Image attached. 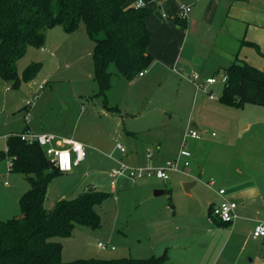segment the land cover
<instances>
[{"label": "rangeland", "instance_id": "374dc122", "mask_svg": "<svg viewBox=\"0 0 264 264\" xmlns=\"http://www.w3.org/2000/svg\"><path fill=\"white\" fill-rule=\"evenodd\" d=\"M177 2L179 6L193 3L192 0ZM178 3L174 4L178 6ZM165 9H171V6ZM191 11L193 6L189 16ZM214 36L213 31L206 34L210 41ZM192 44H188L186 53H191ZM94 48L95 42L84 28L75 33L66 32L62 26L48 29L44 45L29 47L17 63L20 86L14 87L13 82L0 77V136L15 130L23 132L30 126L31 132H49L62 139L74 133L84 136L87 141L86 161L79 170L60 173L50 182L45 207L52 210L59 200L76 198L89 184L90 188L95 186L96 190L109 196L94 207L100 216V226L76 224L70 236L56 239L63 246V261L150 258L152 255L146 246L148 232L154 230V216L144 193L137 187L141 182L156 180H147L150 177L146 176L132 184L126 177L113 178L112 171L119 168L113 158L122 155L117 145L128 152L137 148L143 154L148 147L154 152L160 142L162 150L169 149L173 154L182 145L183 134L196 129L192 123H197L199 139H190L188 146L193 155L192 176L170 172V179L160 182L170 193L156 196L153 190L150 198L158 204L165 203L166 209L159 206L160 213L156 212L155 216L162 226L160 231L165 227L166 221L162 218L168 216L166 211L170 204L179 213L181 225L186 224L190 229L199 224L204 230L210 229L209 218L207 224L198 215L207 213L206 200L213 193L206 183L216 182V189L222 184L227 187L228 180L237 185L244 179L240 169L244 171L247 166L254 165L258 172L259 159L246 151V147L264 146V107L246 105L239 108L221 103L223 75L217 69L210 71L209 63L200 72L194 61L183 67L180 64L186 61L182 59L176 72L172 67L159 64V77L149 76L150 84H135V80L128 82L114 75L108 98L120 111L110 112L111 118L106 117L103 99L96 96ZM199 61L202 62V58ZM33 64H41L42 68L34 80L27 81L23 73ZM110 70L116 72L113 66ZM194 74L201 76L200 83L214 74L217 84L206 89L212 90L214 100L209 98L208 92L197 89L191 78ZM6 87L11 89L7 91ZM34 93L38 95L34 106L38 104V107L34 110L33 106L27 111L26 100ZM243 123H251L252 130L243 131ZM7 147V142L0 140V150L6 153ZM125 161L120 163L129 165ZM0 170H4L0 174V220L8 221L21 216L20 198L29 189V184L23 175L10 172L7 158H0ZM86 172L88 177L84 176ZM5 182L10 186L6 187ZM190 182H196L198 186L187 191L184 184ZM160 236L159 232L154 237L158 240ZM99 243L107 248H100Z\"/></svg>", "mask_w": 264, "mask_h": 264}, {"label": "trees", "instance_id": "16d2710c", "mask_svg": "<svg viewBox=\"0 0 264 264\" xmlns=\"http://www.w3.org/2000/svg\"><path fill=\"white\" fill-rule=\"evenodd\" d=\"M128 2L0 0V77L19 87L21 78L17 63L29 47L44 45L48 29L62 26L66 32L75 33L84 28L95 42L96 96L103 99V107L108 112H119L117 107L110 105L108 98L113 76L133 82L154 63V57L149 53L152 32L148 18L151 10L145 6L137 8L138 2L135 5ZM187 19L181 18L178 12L173 21L186 28ZM111 66L116 72L110 70ZM41 68V64L29 66L23 78L34 80ZM221 74L224 77L221 103L239 108L246 105L264 107V69L236 60ZM7 146V153H0V157L12 158L11 171L23 175L29 189L20 198L21 216L8 221L0 220V264H168L166 252L144 259L63 261V246L56 239L70 236L76 224L94 228L100 226V216L94 207L109 194L94 189L72 200H61L52 210H47L45 202L50 182L62 172L51 164L38 144H28L12 136Z\"/></svg>", "mask_w": 264, "mask_h": 264}, {"label": "crops", "instance_id": "0c3cea01", "mask_svg": "<svg viewBox=\"0 0 264 264\" xmlns=\"http://www.w3.org/2000/svg\"><path fill=\"white\" fill-rule=\"evenodd\" d=\"M138 1L139 0H129L128 4L135 5ZM143 1L145 2V7L151 10V14L148 18V26L152 32V42L149 53L154 57V63L143 76L139 75L135 79V84H150L151 80L148 78L149 76L153 75L154 79L159 77V64L172 67L171 69L175 71L179 66L178 63H180L182 59L185 60L186 63H181L180 65L187 67L188 64H192L194 61L199 67V72L205 67H208L209 63L208 69L210 71H215L217 69L221 73L236 60L244 61L257 68L264 69V0H192L193 3L189 4L193 6V11H191L192 14L187 19L186 28L177 25L173 21V18L176 17L179 12V3L177 0ZM174 3H178V6ZM168 5L171 6V9H165ZM209 31L215 33V36L212 37V41L206 38V34ZM191 42H193L191 45L192 51L188 54L186 53V48ZM244 43L250 44L247 45ZM252 44L256 46H252ZM184 56H186V58H184ZM200 58H202L203 63L199 61ZM211 77H214V74L209 78ZM37 105L34 106V110L38 107ZM110 105L117 107L111 103ZM118 110L120 111L119 108ZM103 113L104 116L111 118L109 115L110 112L106 109ZM192 125L196 128L195 130L199 129L197 123H192ZM252 128L253 126L251 123H243V131L246 132L252 130ZM29 131H33L30 129V126H27V128L23 130V132ZM13 133L22 132L16 130L11 131L10 133L0 136V140L5 141L3 137ZM65 138L75 140L86 146L87 141L82 135L73 133V136L69 135L65 136ZM157 144L158 145L154 148V152L148 147L143 154L137 148L130 149V152L126 151L122 153L116 147L122 155L113 158V161L119 165L120 162L126 160L125 162L132 167H159L164 165L168 160L178 157L181 146L172 154L171 151L169 153V149L165 151L162 150L160 142ZM246 151H249L256 159H259L260 164L258 166V172H255L254 165L250 167L247 166L244 171L241 169L239 170V173L242 174L244 178L239 184L236 185L231 180H228L225 183L227 187L223 186V184L218 186V189L226 190L227 198L237 203V219L227 226L221 225L211 217V208L222 200L217 193L218 189L215 188L217 183H215L212 189L213 193H211L209 199L206 200L207 203L205 205H209L207 213L205 211L204 213L198 214L199 218L205 220L207 224L209 218V223L211 225L210 229L204 230V226L199 224L190 229H188L186 224L181 225L179 223V213L172 204L173 206L170 205L171 209L167 207L168 211L166 212L168 216L162 218L163 222L166 221V223L163 224L165 227H163L164 229L162 231H160L162 226L159 225L160 222H158L155 216H157L156 212L158 214L160 213L159 206H163L164 209H166L164 206L165 203L158 204L155 199H152V197L150 198V196H152L150 191L166 190L160 184L161 180L156 177L147 179H155L156 181L141 182L139 184L137 188L144 193L145 200H147L149 208H152L153 211L151 215L154 216V230L148 232L149 243L146 246L148 252L151 253L152 256H157L156 254L160 253V255H162L166 252L168 264H264V237H253V231L257 221L264 219V146L249 145L246 147ZM2 152L3 150H0V153ZM125 154L127 156L123 160ZM0 158L4 159L2 157ZM192 158L193 155L191 159ZM86 159L87 156L79 166L66 173H73L79 170L81 164H83ZM183 162L184 160L182 159V163ZM191 163L190 160L189 175L181 172L179 173L188 177L192 176ZM10 172L15 173L12 171ZM202 172L203 170L200 174H202ZM1 173H4V170H0V174ZM84 176L88 177L89 175L86 172ZM174 182H172V184ZM190 183L191 186L189 187V191L198 186L196 182ZM207 183L206 186L208 187ZM5 186L9 187L10 185L8 182H5ZM90 187L89 184L86 189ZM86 189H83L82 193L89 192L91 188L89 190ZM94 189L96 190L95 186L92 187V190ZM164 194H166V192ZM169 211L172 212L170 213ZM194 213H196V211H194ZM194 218H196V215ZM213 226L216 228L214 229ZM159 232L161 233L160 239L156 240L154 236ZM224 253H226L225 256ZM209 255L211 259L208 258ZM205 260L209 261L206 262Z\"/></svg>", "mask_w": 264, "mask_h": 264}, {"label": "built area", "instance_id": "2783aa9c", "mask_svg": "<svg viewBox=\"0 0 264 264\" xmlns=\"http://www.w3.org/2000/svg\"><path fill=\"white\" fill-rule=\"evenodd\" d=\"M145 3L143 0H139L136 7H144ZM192 6L191 5H181L179 7V16L181 18H186L190 14ZM140 76H143L144 73H140ZM193 82L195 83L199 91H206L208 86H211L216 83L214 77L207 78L205 81L201 82V77L199 74H194L192 77ZM7 91L11 88L7 87ZM208 92V91H206ZM209 98L211 100L215 99V96L211 91L208 92ZM38 100V95L33 94L30 99L25 103L26 109L29 111L35 102ZM12 136L19 137L22 141L28 144H38L41 146L48 157L51 164L60 172L66 173L72 171L75 167L79 166L87 156L85 145L77 142L72 139L59 138L53 134L49 133H34V132H23V133H13L7 136H4L3 139L5 142ZM190 139H199L198 131L195 129H190L186 131L183 140L181 149L179 151L178 157L176 159L168 160L164 165L159 167H132L124 163H119V168L112 171L113 178L126 177L132 183L137 182L139 179L144 177H156L160 180L166 181L169 179L170 172H181L183 174L189 175L190 173V159L192 153L188 150L189 140ZM117 148L125 153L126 150L120 144L117 145ZM8 148L6 150V153ZM9 163V170L11 171L13 167V162L11 157H7ZM182 159L184 162L182 163ZM182 165V166H181ZM214 181H209L207 183L208 187L211 189L215 186ZM218 195L222 200L215 204L211 209V217L214 220H218L221 223L232 224L237 219L236 209L237 203L226 197L225 189H218ZM171 209V207H169ZM253 237L259 238L264 237V219L258 220L257 224L253 231ZM100 248H107L106 245L99 243ZM114 249V247H113Z\"/></svg>", "mask_w": 264, "mask_h": 264}, {"label": "water", "instance_id": "95a60500", "mask_svg": "<svg viewBox=\"0 0 264 264\" xmlns=\"http://www.w3.org/2000/svg\"><path fill=\"white\" fill-rule=\"evenodd\" d=\"M194 126L196 127L195 124H194ZM184 186L187 189V191H189V187L191 186V183H185ZM89 191H92V188ZM164 193H165V191H156L155 192L156 195H162Z\"/></svg>", "mask_w": 264, "mask_h": 264}]
</instances>
